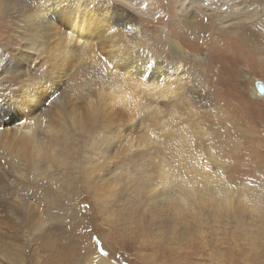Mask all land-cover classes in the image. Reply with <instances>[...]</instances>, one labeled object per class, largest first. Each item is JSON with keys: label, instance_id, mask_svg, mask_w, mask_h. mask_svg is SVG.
Wrapping results in <instances>:
<instances>
[{"label": "rangeland", "instance_id": "374dc122", "mask_svg": "<svg viewBox=\"0 0 264 264\" xmlns=\"http://www.w3.org/2000/svg\"><path fill=\"white\" fill-rule=\"evenodd\" d=\"M74 1V8L86 11L84 18L93 16L90 45L45 39L50 46L21 64V75L32 83L52 79L53 101L33 110H4L1 99L16 85L12 72L0 75V115L11 117L2 127L8 134L0 149V200L15 201L21 211L17 218L0 214V256L18 251L20 264H92L96 253L109 264H264V95L253 91L256 81L264 85V60L252 50L239 60L231 33L221 32L229 9L243 7L258 16L247 13L242 20L264 28V0ZM105 9L124 23L102 28ZM16 15L10 8L0 17V53L22 49L29 36ZM183 17L211 30L210 36L215 31L221 46L231 44L212 49L209 36L200 38L198 27H186ZM58 24L67 33L64 17ZM145 46L153 59L159 55L173 66L172 92L141 91L114 64L113 51ZM213 51L237 62L245 76L234 85L229 75L215 72L219 92L210 104L204 72L224 59ZM220 85L230 88L228 99L242 96L236 120L225 119L230 102L218 99Z\"/></svg>", "mask_w": 264, "mask_h": 264}, {"label": "bare ground", "instance_id": "6f19581e", "mask_svg": "<svg viewBox=\"0 0 264 264\" xmlns=\"http://www.w3.org/2000/svg\"><path fill=\"white\" fill-rule=\"evenodd\" d=\"M79 1V0H76ZM261 1V0H260ZM35 0H15L13 2H9L6 0H0V17L5 15V11L10 9V8H14V10L17 12L16 15V20L17 22L20 21L21 19H23V22L25 24V29H29L30 33L28 32L29 36L25 39V41L23 42V45L21 46L22 49H17V51L15 53H9L6 50H2L1 51V59H0V75L5 72V71H10L13 74L11 75V77H9L10 81L12 82L13 85H16L15 89L13 91H11V94L8 95V97L1 99L3 101V104L5 105V107L3 108L4 110H8V111H20L21 109H23L24 107H29V109H36V107L38 106V103H41L40 106L38 108H40L41 106H45L46 104H50L51 101H53V93L55 92V90H53V81L52 79H46V80H41L39 82L36 83H32L29 78H26L24 76L21 75L20 69H21V64L23 63H27L28 62V58H30V54H34L36 53V51L38 49H40L44 44H47L48 46H50L49 42L47 40H50L53 42L54 45L59 44L60 41L64 42L65 40H67L68 42H73L74 44H79L80 42H85L88 43V45H90L89 43L91 42V40L93 39V37H89L92 34V21H93V16H87L86 18H84V14L86 11H83L80 8H74L75 6V1L74 0H39V5L36 6L35 8L33 7ZM243 3V0H231V3ZM257 2V0H256ZM78 3V2H77ZM249 3V2H248ZM255 4V3H254ZM80 5V4H79ZM84 5V4H83ZM198 5V4H197ZM250 5V4H249ZM252 5V4H251ZM254 6V5H252ZM34 9H33V8ZM93 7V6H92ZM247 7V6H246ZM251 7V6H250ZM249 7V8H250ZM233 8V7H232ZM264 8V7H263ZM75 9V10H74ZM202 9V7H201ZM238 9V8H237ZM230 10L229 9V13L226 16V23L222 24V29L221 32L223 34V36L226 33H231V35H227V37L230 39L231 42H233L234 44H236V48L239 51L238 54L240 55L239 60H243V57L245 58V51L246 50H252L254 52H259L258 54H261V60H264V28L260 25H258V21L257 23H254L256 21H253L252 24L250 23V25H248L246 20H242L243 18H247V13L249 14V12L247 11L246 8L243 7V9L240 10ZM259 9V8H258ZM93 10V9H92ZM91 10V11H92ZM249 10V9H248ZM256 10V9H255ZM254 10V11H255ZM88 12V11H87ZM103 16L99 19L101 20V26L102 28L106 29V30H111V27L113 23L115 22H123V20L119 19L118 21L116 20L117 17L114 16H110L107 13V10L105 9L103 11ZM257 12V11H256ZM260 12V11H258ZM8 13V12H7ZM211 13V12H210ZM209 13V14H210ZM255 13V12H254ZM261 15H264V9L263 12H261ZM200 14V12H199ZM204 14V13H203ZM208 14V16H209ZM214 14V13H213ZM245 15V16H241V15ZM251 14V13H250ZM249 14L250 17L252 16ZM87 15H93L91 12L88 13ZM95 15V14H94ZM98 15V14H97ZM206 15V14H204ZM212 15V14H211ZM260 15V17H261ZM207 16V15H206ZM219 16V15H218ZM225 16V15H224ZM232 16V17H231ZM254 16H258L257 14ZM253 16V17H254ZM65 18L66 21L68 22V27L69 29L66 30L67 33H65L63 30L64 29H60L59 28V20L61 18ZM201 17V16H200ZM211 17V16H210ZM221 17V16H219ZM225 18V17H224ZM205 19H208V17H206ZM256 19V18H255ZM260 19V18H258ZM262 19V18H261ZM99 22V21H98ZM183 22L184 25L188 28L194 29V27H198L197 30L199 31V35L200 38H204L210 39V43L208 45L211 44V48L213 49L212 45H215V49H217L218 47L221 49L225 46V45H230L231 43H227L226 41L223 42L222 46H221V41L220 39L218 40V36H214V34L216 33L215 31H213L214 33L213 36H210V32L208 29L204 28L201 26V24H192L190 21H188L185 17H183ZM231 22V23H230ZM19 23V22H18ZM124 23V22H123ZM202 23V22H201ZM203 24V23H202ZM118 25V24H117ZM214 25V24H213ZM230 26V27H227ZM122 26V25H121ZM24 28V26H22ZM64 27V26H63ZM138 27V26H137ZM99 28V27H98ZM127 28H131L129 26H127ZM133 28V27H132ZM208 28V27H207ZM233 28V29H232ZM100 29V28H99ZM101 30V29H100ZM134 30V29H133ZM214 30V29H213ZM60 31L63 32V37L60 34ZM209 31V32H208ZM98 29L95 31L94 35H97L98 33ZM104 32V31H103ZM134 32V31H133ZM208 32V33H207ZM102 33V31H101ZM123 33V32H122ZM121 33V34H122ZM126 33V32H124ZM135 34V33H134ZM139 34V33H138ZM104 35V34H103ZM117 35V34H116ZM130 36H133V34H131ZM95 37V36H94ZM111 37V36H110ZM137 37V36H136ZM62 38V40H61ZM220 38V37H219ZM47 39V40H45ZM83 40V41H81ZM107 40V39H106ZM6 46V45H5ZM80 47V46H79ZM91 47V46H90ZM127 47V46H126ZM130 47V45H129ZM232 47V46H231ZM51 48V47H50ZM53 50H55V47H52ZM76 49V48H75ZM74 49V50H75ZM80 49V48H79ZM82 49V47H81ZM80 49V50H81ZM226 49V47H225ZM24 50H27V54H24ZM72 50V49H71ZM74 50H72V54L74 52ZM149 49L145 46L144 48L137 50L135 52H132L130 50L127 49H122L121 53H117V51L114 53V51L112 52L113 55L112 60L114 62V64L118 63L121 65V67L124 70V73H126L128 76L130 75L133 79V85L137 88L140 89L141 91L144 92H151L152 90H156L157 93L159 94H163L164 90L170 88V86H172V81L170 79L171 75L173 74V66L169 63L166 62L165 60H162L160 58L159 55H156L154 57V59L152 58V56H150L148 53ZM231 50V49H230ZM230 50L226 49L225 52L227 54H230ZM59 51V50H57ZM129 51V52H127ZM218 51V49H217ZM232 51V50H231ZM52 52V51H51ZM215 52V51H213ZM219 52V51H218ZM234 52V51H232ZM216 55H219V58L222 56L220 65L217 67H209L205 72V76L206 78L204 79L203 83H202V87L206 90V101L210 104H214L212 101L217 102V98H214V93L219 92V89L216 87V83H218L219 85V77L215 76V72H217L218 74L222 75L224 73L227 74V77L229 75V78L231 79L232 83L234 85H237L236 81L237 78L239 76V78L241 80H243L245 74L244 72H240L239 70L241 69L238 66V63L236 62V67L235 64L233 65L231 62L227 61V57L225 55H222L221 53H217L215 52ZM161 55V54H160ZM58 56V55H57ZM65 57V56H64ZM163 57V56H162ZM218 58V56H217ZM259 58V57H258ZM67 60V58H66ZM59 61V60H58ZM60 62V61H59ZM30 63V62H29ZM66 64H68L67 62H65ZM60 64V63H59ZM63 64V63H62ZM64 65V64H63ZM55 66V65H54ZM117 66V65H116ZM48 67V66H47ZM60 68V67H59ZM62 68V67H61ZM207 68V67H206ZM49 70V69H48ZM47 70V71H48ZM117 73V72H116ZM28 74V73H27ZM123 74V73H121ZM125 74V75H126ZM124 75V74H123ZM28 76V75H27ZM119 76V75H118ZM174 76V75H173ZM124 77V76H123ZM210 77V79H209ZM224 76H222L221 79ZM125 78V77H124ZM123 78V79H124ZM127 78V77H126ZM129 78V77H128ZM122 79V81H123ZM175 79V78H174ZM173 79V80H174ZM127 80V79H126ZM125 80V81H126ZM30 81V82H29ZM124 81V82H125ZM9 83V82H8ZM125 84V83H124ZM128 84V83H127ZM131 84V83H130ZM215 84V85H214ZM129 86V85H127ZM131 86V85H130ZM134 87V88H135ZM132 88V87H131ZM220 88H222L224 90L223 92H220L221 97H219L218 99H220L223 102H226L228 104V101L230 102V105H228L229 107H227L226 111L224 110L223 112H225L224 116L225 119H228L231 116L232 120H236L238 115L241 113L240 112V105L242 103V96L241 94H238V98L235 102V97L231 98L232 94L231 91L229 92V94H231V96H229L228 99V95H227V91L230 89L228 88H223L220 85ZM132 90V89H131ZM170 92H172V89H168ZM256 90V92L258 93L257 89L255 87H253V91ZM137 91V90H136ZM203 91V90H202ZM216 91V92H215ZM139 92V91H138ZM155 92V93H156ZM140 93V92H139ZM165 95V94H164ZM227 95V96H226ZM260 95H264V94H259L258 93V97ZM57 98V97H56ZM111 98V97H110ZM225 103V104H226ZM239 105V106H238ZM46 107V106H45ZM42 108V107H41ZM222 108V107H221ZM48 109V106L45 110ZM220 109V108H219ZM42 110V109H41ZM36 111V110H35ZM49 111V110H48ZM239 111V112H238ZM38 112V111H37ZM36 112V113H37ZM44 113V112H43ZM228 113V114H227ZM39 114V113H38ZM15 115V114H14ZM42 116V115H41ZM5 117V118H3ZM31 117V116H30ZM35 117V116H34ZM25 118V117H23ZM37 118V117H35ZM11 119V117L9 115H0V149H2V147L5 146H1L2 141L4 142L3 138H5L4 136L7 133V130L3 127L4 124H6L7 122H9ZM36 120V119H35ZM238 121V120H237ZM231 122V121H230ZM233 125L240 130V125L237 126L236 121H233ZM33 124V123H32ZM37 124V123H36ZM34 125V124H33ZM36 127V126H34ZM239 127V128H238ZM17 128V127H16ZM10 129V128H8ZM231 129V128H229ZM235 130V129H234ZM26 131V130H25ZM28 131V130H27ZM242 132V131H240ZM25 133V132H24ZM33 133V132H32ZM202 133V132H201ZM10 134V133H9ZM239 134V133H238ZM243 134V133H242ZM31 135V134H30ZM23 136V135H22ZM33 136V135H32ZM229 136V135H228ZM236 136V135H235ZM25 137V136H23ZM237 137V136H236ZM34 138V136H33ZM239 138V137H238ZM22 139V138H21ZM240 139V138H239ZM23 142H25V139ZM29 140V139H28ZM27 140V141H28ZM175 140V139H174ZM26 141V142H27ZM236 141V143L234 144H240L237 142V140H234V142ZM239 141V140H238ZM22 142V141H21ZM25 142V143H26ZM181 142V141H180ZM231 142V141H230ZM5 143V142H4ZM3 143V144H4ZM167 143V141H166ZM169 143V142H168ZM172 143V142H171ZM41 144V143H40ZM174 144V143H173ZM231 144V143H229ZM6 145V144H5ZM19 145V143H18ZM175 145V144H174ZM177 145V144H176ZM185 145V144H184ZM235 145V147H236ZM23 146V145H22ZM171 148L173 145H170ZM232 147L234 145H231ZM21 147V146H20ZM33 147V145H32ZM166 147V146H165ZM164 147V148H165ZM175 147V146H174ZM162 148V149H164ZM38 149V148H37ZM165 148V152H166ZM173 149V148H172ZM182 149V148H181ZM116 150V149H115ZM178 150V149H177ZM22 151V150H21ZM40 151V150H39ZM168 151V149H167ZM181 151V150H180ZM164 152V153H165ZM175 153V152H174ZM23 154V153H22ZM46 154V153H45ZM161 154V153H160ZM21 155V154H20ZM109 155V154H108ZM164 155V154H163ZM44 156V155H43ZM42 156V157H43ZM167 156V154H166ZM170 156V155H169ZM169 156L167 158H169ZM106 157V156H105ZM182 157V156H181ZM261 157V156H260ZM32 158V157H31ZM177 158V157H176ZM185 158V157H184ZM175 159V158H174ZM166 160V157H165ZM171 160V159H170ZM181 160V159H179ZM186 160V159H185ZM190 160V159H189ZM180 162V161H179ZM192 162V160H191ZM167 163V161H166ZM169 163V162H168ZM167 163V164H168ZM159 164V163H156ZM194 164V163H193ZM140 165V164H139ZM138 165V166H139ZM142 165V163H141ZM146 165V164H145ZM183 165V163L181 164ZM187 165V164H186ZM195 165V164H194ZM136 165L134 164V167ZM170 165H168L169 167ZM192 166V165H191ZM143 167V166H141ZM140 167V168H141ZM145 167V166H144ZM158 167V166H157ZM186 168V166H185ZM189 168V167H188ZM194 169V166L192 167ZM1 169V168H0ZM191 169V168H190ZM164 170V168H163ZM144 171V170H143ZM165 171V170H164ZM163 171V172H164ZM167 171V170H166ZM192 171V170H191ZM196 171V169H195ZM135 172V171H134ZM162 172V171H161ZM180 172V171H179ZM194 172V171H192ZM197 172V171H196ZM196 172L194 173V175L196 174ZM33 173V172H32ZM136 173V172H135ZM147 173V172H146ZM150 173V172H149ZM147 173V174H149ZM156 173V172H155ZM159 174V173H158ZM170 174V173H169ZM182 174V173H181ZM163 175V174H162ZM166 175V174H164ZM171 175V174H170ZM190 175V174H189ZM201 174H199L198 177H200ZM141 176V175H140ZM147 176V175H146ZM161 176V175H159ZM168 176V174L166 175V177ZM185 176V174H183V177ZM197 176V175H196ZM195 176V177H196ZM143 177V176H141ZM165 177V180H166ZM176 177V176H175ZM181 177V176H179ZM197 177V178H198ZM144 178V177H143ZM193 178V175H192ZM180 180H182V178H179ZM190 179V178H189ZM195 179V178H194ZM164 180V177H163ZM173 180V179H172ZM138 181V180H137ZM136 181V182H137ZM161 181V180H160ZM183 181V180H182ZM0 182L1 178H0ZM195 182V181H194ZM152 183V182H151ZM169 183V182H167ZM188 183V182H185ZM184 183V184H185ZM191 183V182H190ZM189 183V184H190ZM194 184V183H192ZM150 185V184H149ZM153 185V184H151ZM187 185V184H186ZM196 186V185H195ZM151 187V186H150ZM179 188V187H178ZM201 187H198V189H200ZM1 189V186H0ZM194 188H192L191 192L193 191ZM181 190V189H180ZM196 190V189H195ZM194 190V192H195ZM252 190V189H251ZM8 191V190H7ZM13 192V191H12ZM183 192V191H182ZM197 192V191H196ZM208 192V191H207ZM210 192V191H209ZM212 192V191H211ZM184 193V192H183ZM9 194V193H8ZM14 194V193H13ZM193 194V193H192ZM197 194V193H196ZM213 194V193H212ZM215 194V193H214ZM254 194V193H253ZM194 195V194H193ZM1 196V195H0ZM208 196V195H207ZM212 197V195H211ZM11 198V197H10ZM200 198V197H199ZM5 199V198H4ZM9 199V198H6ZM255 199V198H254ZM15 200V199H14ZM199 200V199H198ZM204 201V200H203ZM15 202V201H14ZM13 202V203H14ZM12 202H10L9 200H0V214L4 213L7 216H14L15 218L19 217L21 214L20 209L13 204ZM17 204V203H16ZM32 215L36 217V214L33 212ZM71 215V214H70ZM1 216V215H0ZM2 217V216H1ZM33 217V218H34ZM2 219V218H1ZM38 219V218H37ZM37 225V223H36ZM85 236V235H84ZM88 236V235H87ZM85 238V237H84ZM89 239V238H88ZM87 239V240H88ZM88 242V241H87ZM86 243V242H85ZM90 243V242H89ZM1 244V243H0ZM3 244V243H2ZM90 245V244H89ZM8 246V245H7ZM94 246V245H92ZM10 247V246H9ZM18 247V246H17ZM91 246H84V251L87 252L89 249H91L92 251V247ZM2 248H7L6 246H3ZM94 248V247H93ZM1 249V248H0ZM9 249V248H7ZM15 249V248H14ZM17 249V248H16ZM4 250V249H3ZM12 250V249H11ZM6 253H3V256L0 257H4V254H6V259H4V263L0 264H20L23 261V257L20 253H18V251L16 253H13V251H9V250H5ZM15 251V250H14ZM94 251V250H93ZM90 252V251H89ZM79 253V252H78ZM91 255V254H90ZM95 255V254H94ZM70 256V255H68ZM67 256V257H68ZM93 256V255H92ZM35 255L32 254V261L34 262ZM66 257V258H67ZM81 257V256H80ZM91 257V256H89ZM78 260H80L81 258H79V256L77 257ZM99 261H103V258L96 253L95 256H93V260H91L92 264H96ZM79 262V261H78ZM83 263V261H82ZM54 264V263H53ZM99 264H109V262L103 261L102 263ZM112 264V263H111Z\"/></svg>", "mask_w": 264, "mask_h": 264}, {"label": "water", "instance_id": "95a60500", "mask_svg": "<svg viewBox=\"0 0 264 264\" xmlns=\"http://www.w3.org/2000/svg\"><path fill=\"white\" fill-rule=\"evenodd\" d=\"M255 88L257 89L258 92H260L261 94H264V85L262 82L256 81Z\"/></svg>", "mask_w": 264, "mask_h": 264}]
</instances>
